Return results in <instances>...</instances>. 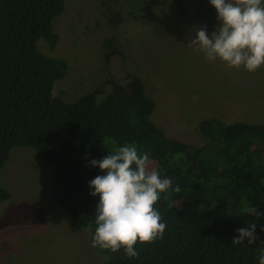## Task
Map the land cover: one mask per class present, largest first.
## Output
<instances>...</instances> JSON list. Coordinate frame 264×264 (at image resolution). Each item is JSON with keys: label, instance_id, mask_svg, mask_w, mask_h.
Returning a JSON list of instances; mask_svg holds the SVG:
<instances>
[{"label": "trees", "instance_id": "obj_1", "mask_svg": "<svg viewBox=\"0 0 264 264\" xmlns=\"http://www.w3.org/2000/svg\"><path fill=\"white\" fill-rule=\"evenodd\" d=\"M160 3L146 0L149 8ZM174 5L179 12V0ZM64 10L65 0H0V169L14 148L35 152L52 166L51 200L66 212L71 226L88 231L92 242L99 196L90 195L89 182L103 173L90 161L135 144L151 154L153 170L180 191L161 193L153 205L167 225L162 239L138 240V258H127L123 248L96 247L102 264H258L264 215L257 220L241 209L251 205L264 213V126L211 116L199 123L207 139L202 146L171 138L152 123L155 102L142 80L129 73L121 79L112 75L123 59L113 38L103 43L110 75L105 87L74 102L54 97L66 63L42 52L37 43L43 40L54 51L59 36L52 23ZM119 20L115 15L109 22ZM126 80L132 99L123 95ZM8 198L0 188V200ZM254 220V244L245 240L233 246L238 229Z\"/></svg>", "mask_w": 264, "mask_h": 264}, {"label": "rangeland", "instance_id": "obj_2", "mask_svg": "<svg viewBox=\"0 0 264 264\" xmlns=\"http://www.w3.org/2000/svg\"><path fill=\"white\" fill-rule=\"evenodd\" d=\"M161 0L149 8L146 0H65L62 15L53 20L59 40L54 51L39 40L38 49L66 63L53 96L65 102L105 87L110 76L104 63V41L113 38L123 54L112 75L139 77L155 102L152 123L180 142L202 146L199 123L211 116L226 123L264 126V65L255 72L209 62L187 44L193 26H206L209 36L219 23L209 0ZM119 15L112 24L109 19ZM123 95L134 97L129 81ZM154 161L147 170L154 169ZM52 166L35 152L14 148L2 169L0 188V264H102L88 231L71 226L66 212L51 200ZM178 201L177 204H181Z\"/></svg>", "mask_w": 264, "mask_h": 264}, {"label": "clouds", "instance_id": "obj_3", "mask_svg": "<svg viewBox=\"0 0 264 264\" xmlns=\"http://www.w3.org/2000/svg\"><path fill=\"white\" fill-rule=\"evenodd\" d=\"M209 3L215 8L219 23L210 36L206 26H193L195 38L190 37L187 45L203 52L209 62L219 60L228 68L259 70L264 65V0H209ZM150 155L131 144L90 161L103 173L89 182L90 189H94L90 195L99 196L92 247L112 252L123 248L127 258H138L135 248L138 240L149 243L163 238L167 225L161 222L162 216L153 205L161 193L179 192L180 188H173L170 178L147 170ZM241 211L257 220L264 215L251 205H245ZM88 228L91 230L92 224ZM256 228L254 220L238 229L232 245L243 244L245 240L248 245L254 244L258 239ZM258 264H264V248L259 251Z\"/></svg>", "mask_w": 264, "mask_h": 264}]
</instances>
